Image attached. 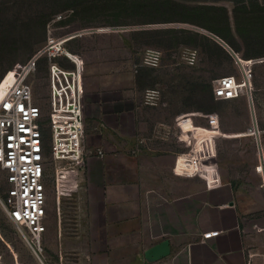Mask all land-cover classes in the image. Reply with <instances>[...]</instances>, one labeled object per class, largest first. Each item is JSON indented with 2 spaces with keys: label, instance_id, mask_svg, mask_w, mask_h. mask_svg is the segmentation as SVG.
Masks as SVG:
<instances>
[{
  "label": "rangeland",
  "instance_id": "obj_1",
  "mask_svg": "<svg viewBox=\"0 0 264 264\" xmlns=\"http://www.w3.org/2000/svg\"><path fill=\"white\" fill-rule=\"evenodd\" d=\"M243 2L251 4L256 0H0V83L17 63L30 59L51 39L72 36L66 46L81 62L86 131L88 128L92 135L116 141L119 149H182L177 118L184 113L214 112L219 115L224 136L237 137L230 132L248 127L254 113L260 125L264 117V55L246 57L244 51L234 50L226 40L192 20L200 17L204 5L225 7L230 36L245 48L233 13L234 6ZM209 14L222 20L218 9ZM171 29L184 32L170 33ZM247 35L264 38V28L248 30ZM259 49L264 50V43ZM193 52L197 56L191 62L189 54ZM246 60L255 62L244 68ZM48 65L45 56L39 60L32 84L35 102L44 112L50 149ZM226 75L247 80V90L237 100L214 95V81ZM4 87L5 84L0 86V95ZM108 108L117 114L114 128H108L101 118V109ZM194 122L201 126L206 123L201 116H196ZM182 125L186 131L194 127L190 120ZM196 136L208 140L206 130ZM222 137L202 146L208 184L223 179L219 162L226 170L238 155L235 140ZM182 139L192 148L190 135ZM252 146L249 142L240 149L250 151ZM54 169L55 163L49 159L48 210L43 231L45 243L49 244L56 236L53 220L57 222L58 218ZM6 188L5 172L0 166V198ZM76 201L79 200L74 196L63 199L62 215L75 218L80 207ZM25 235L27 229L14 224L0 203L1 264H51L45 256L40 260Z\"/></svg>",
  "mask_w": 264,
  "mask_h": 264
},
{
  "label": "crops",
  "instance_id": "obj_2",
  "mask_svg": "<svg viewBox=\"0 0 264 264\" xmlns=\"http://www.w3.org/2000/svg\"><path fill=\"white\" fill-rule=\"evenodd\" d=\"M100 113L114 128L116 111ZM86 118L88 165L76 196L79 211L75 218L57 212L56 236L51 244L43 237L47 262L264 264V230L257 229L264 227V188L256 170L259 152L243 135L248 127L230 132L237 137H222L235 140L238 155L226 170L219 162L223 179L208 184L204 159L195 161L194 144L187 147L182 137V149L123 150L86 131ZM249 142L250 151L240 149ZM161 244L168 252L158 256Z\"/></svg>",
  "mask_w": 264,
  "mask_h": 264
},
{
  "label": "built area",
  "instance_id": "obj_3",
  "mask_svg": "<svg viewBox=\"0 0 264 264\" xmlns=\"http://www.w3.org/2000/svg\"><path fill=\"white\" fill-rule=\"evenodd\" d=\"M72 36L51 39L37 54L25 62L17 63L2 79L5 84L0 95V166L5 172L7 188L0 203L8 218L17 226L27 229L25 238L35 254L43 261L44 222L48 210L47 163H55L53 175L54 201L58 214L62 200L76 197L87 168L85 147V108L81 62L66 44ZM46 57L49 79L48 124L51 132L50 149L46 140L44 112L35 102L32 78L35 76L39 60ZM196 53L189 54L193 62ZM255 60L243 61L242 66H250ZM68 63V64H67ZM246 71V70H245ZM10 77V78H9ZM7 78H9L7 80ZM247 80H238L235 75H226L214 81V95L220 99H234L247 90ZM151 98H148L150 100ZM196 116L205 118V125H196ZM190 120L192 131L182 125ZM179 137L190 135L193 139V158L204 159L203 144L210 139L225 137L217 113H184L177 118ZM202 130L206 137L196 136ZM254 140L259 152L256 170L262 175L264 188V129L256 113L243 133ZM104 156V151L97 152ZM264 230V227L257 228ZM2 256L0 255V264Z\"/></svg>",
  "mask_w": 264,
  "mask_h": 264
},
{
  "label": "trees",
  "instance_id": "obj_4",
  "mask_svg": "<svg viewBox=\"0 0 264 264\" xmlns=\"http://www.w3.org/2000/svg\"><path fill=\"white\" fill-rule=\"evenodd\" d=\"M220 10L222 13V20H219L215 14L209 16L211 14L210 10ZM202 13L200 17L196 20H192L197 25L203 26L208 30L214 32L219 35L221 38L226 40L234 50L236 51H244L246 57H253L256 55H264L263 51H260L259 47L264 43L263 37H257L253 35H247L248 30H256L264 28V3L259 0L256 2H248L238 3L234 6V17H235V25L237 33L239 34L241 40L244 43L245 48H242L238 44H236L232 37L230 36L231 27L229 14L225 7H216L211 5L202 6ZM170 33H183L184 31L181 29H171ZM211 45V44H210ZM216 49L220 50V46L217 44H213ZM259 46V47H258ZM210 47V46H209Z\"/></svg>",
  "mask_w": 264,
  "mask_h": 264
},
{
  "label": "water",
  "instance_id": "obj_5",
  "mask_svg": "<svg viewBox=\"0 0 264 264\" xmlns=\"http://www.w3.org/2000/svg\"><path fill=\"white\" fill-rule=\"evenodd\" d=\"M166 244H161L160 246H158L156 249H155V253L158 255V256H162V255H165L168 250H166Z\"/></svg>",
  "mask_w": 264,
  "mask_h": 264
}]
</instances>
